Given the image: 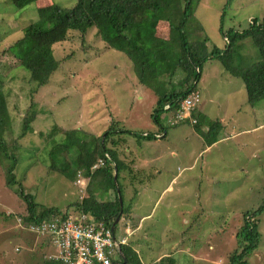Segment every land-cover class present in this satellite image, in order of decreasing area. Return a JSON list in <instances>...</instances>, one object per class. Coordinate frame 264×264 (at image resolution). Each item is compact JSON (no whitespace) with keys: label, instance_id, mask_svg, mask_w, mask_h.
I'll list each match as a JSON object with an SVG mask.
<instances>
[{"label":"rangeland","instance_id":"1","mask_svg":"<svg viewBox=\"0 0 264 264\" xmlns=\"http://www.w3.org/2000/svg\"><path fill=\"white\" fill-rule=\"evenodd\" d=\"M76 1L38 0L18 9L10 0H0V52L22 37L26 26L39 19L40 7L57 3L71 8ZM228 1L199 2L196 16L203 27L200 35L209 37V45L224 43L220 31L224 10L227 28L244 29L254 17H264V0ZM246 48L245 54L253 51L248 42ZM55 56L60 61V70L32 98L34 84L29 81L26 70L8 72L11 78L7 86L12 90L8 104L12 128L7 132V139L18 138L21 134L22 118L32 101L45 110L33 123L34 130L17 139L19 164L16 174L25 193L33 195L42 205L62 209L83 199L87 195L88 179L81 174L73 181L53 168V164L60 167L63 160L60 155L49 154L54 141L49 144L40 132L57 125L66 129L81 128L77 136L104 135L112 126L111 135L127 139L126 145L135 150L131 155L133 160L148 157L155 160L154 164L162 171L153 169L142 173L145 177L149 173L152 176L143 181L147 192L146 200L141 196L144 203L139 215L149 212L172 178L168 176L170 172H179L180 164L191 162L206 146L201 133L195 132L190 122L172 124L173 115L166 111L160 117L169 127L166 138L156 142L136 134L159 129L152 116L157 95L139 81L130 58L110 48L96 27L85 34L70 31L67 41L55 45ZM1 59L10 61L12 58L1 54ZM202 68L198 104L208 119L205 130L210 122L229 113L232 121L229 124L227 121L228 130L234 129L236 135L220 139L216 146L198 155L199 162L194 169L180 173L181 179L188 181L181 187L187 193L164 192L156 206L153 223L146 222L145 230L132 232L130 238L138 242L136 249L145 264L161 252L172 250L177 264H230L231 256L240 247L238 232L244 214L264 203V97L251 106L242 78L225 71L216 58L206 60ZM115 122L119 126L114 125ZM124 128L134 133H118ZM90 139L87 136L86 140ZM122 155L127 156L124 151ZM5 174L0 165V264H46L53 247L44 249L37 242L38 236L18 221L22 214L28 213V203L7 184ZM119 185H124L122 177ZM134 195V188L129 185L125 189L126 202ZM185 195L189 196L188 200H182ZM181 209H190L187 225L182 223ZM69 210L73 213L75 209ZM9 214L14 215L9 217ZM169 214L172 216L167 218ZM131 217L132 214H121L117 237L129 235L128 229L135 228L137 221ZM259 218L262 238L248 258L251 264H264V211ZM115 256L119 255L115 253Z\"/></svg>","mask_w":264,"mask_h":264},{"label":"trees","instance_id":"2","mask_svg":"<svg viewBox=\"0 0 264 264\" xmlns=\"http://www.w3.org/2000/svg\"><path fill=\"white\" fill-rule=\"evenodd\" d=\"M10 1L16 8L24 9L38 0ZM200 1L77 0L71 8L52 3L40 7L39 19L26 26L24 35L0 52V165L4 167L7 184L28 203V213L21 215L25 224L52 219L70 212L69 209L73 207L74 212L90 214L112 227L121 210L123 215H131L134 199L126 202L125 189L129 185L133 187L140 182L145 183L143 181L152 176L149 173L145 177L142 175L145 172L136 168L138 160L131 158L135 150L126 145L127 139H116L111 135L112 126L104 135L86 132L84 136H77L81 134V128L66 129L54 125L49 131L40 132L49 144L54 141L49 154L60 155L63 160L60 167L53 164V168L73 181L82 174L88 179L87 195L71 203L70 208L62 209L42 205L33 199V195L25 193L22 181L16 174L19 164L17 139L34 130L33 123L45 110L32 101L22 118L21 134L18 138L7 139V132L12 128V115L8 109L12 90L7 86L11 78L8 72L26 70L29 81L34 84L32 98L60 70L55 45L67 41L70 31L85 34L96 27L101 39L110 48L122 51L130 58L142 85L156 93L158 99L152 116L161 129L148 134L145 131L136 133L143 139L153 141L168 136L169 127L161 122V114L171 111L172 118H175L182 102L195 91L199 92L198 84L206 60L216 58L225 71L242 78L251 106L264 97V17H254L244 29L227 28L224 10L220 25L224 43L221 46L215 43L209 45V37L200 35L203 27L196 16ZM247 42L249 49L253 50L249 54L244 52ZM1 54L10 55L12 59L3 60ZM192 116L196 119L195 123L190 118L179 123L190 122L201 133L205 144L216 142L224 127L222 122H210L205 131L208 119L199 104L192 110ZM114 125L119 126L116 122ZM118 133L134 132L124 128ZM59 135L62 138L58 140ZM87 136L91 138L89 141L86 140ZM122 151L127 156H123ZM101 160L104 164L95 167ZM116 169L117 181L114 178ZM121 177L124 185H119ZM263 211L264 203L244 214V222L238 232L240 247L231 256L230 264H251L248 258L259 247L262 238L259 216ZM137 244L136 240L130 238L122 246L125 257L121 258V264H145L136 249ZM148 264H177V259L172 251L158 261L152 259Z\"/></svg>","mask_w":264,"mask_h":264},{"label":"built area","instance_id":"3","mask_svg":"<svg viewBox=\"0 0 264 264\" xmlns=\"http://www.w3.org/2000/svg\"><path fill=\"white\" fill-rule=\"evenodd\" d=\"M200 100L197 91L189 95L182 102L175 119L172 118V123L187 118L195 123L192 110ZM103 164L101 160L95 167ZM19 222L36 234L44 247H53L48 258L59 264H121L119 249L128 243V236L117 237L115 229L86 213L68 212L30 224H24L20 217Z\"/></svg>","mask_w":264,"mask_h":264},{"label":"crops","instance_id":"4","mask_svg":"<svg viewBox=\"0 0 264 264\" xmlns=\"http://www.w3.org/2000/svg\"><path fill=\"white\" fill-rule=\"evenodd\" d=\"M201 106V105H200ZM204 114V113H203ZM229 113H226V115L220 117L218 120H220L222 122V124L224 125L220 135H219V138L216 142H214L212 145H207L205 147H202L201 151L199 152L198 155H201V153L205 152L206 150L210 149L211 147H214L217 145V143L220 142V139H223L225 140V138H228L231 134H234L236 135L234 129L231 130V132L228 130V124L232 121L231 118H230V114L228 115ZM227 121H228V124H227ZM161 128L159 127L158 130H160ZM208 129V128H206ZM158 130H156L155 132H158ZM193 130L195 132H197L195 130V128H193ZM206 131V130H205ZM230 132V133H229ZM198 133V132H197ZM164 136V135H163ZM189 138V137H187ZM160 139L162 138H159L158 140H156V142H158ZM164 139V137H163ZM204 139V138H203ZM205 142V140H204ZM176 155V153H174ZM198 155L192 159L191 162H184L183 164H180V166H178V169L180 170L178 172L177 170V173H172V171L170 172V174L168 175L169 178L170 176H172V178L170 179L169 183L167 184V186L164 188L163 192L161 193V196L163 195L164 192H167V193H174V192H177L179 194H185L187 193L186 191H184V189H182L181 187L183 185H187L188 181L186 180V178L184 179H181V175L180 173L184 170V171H192L195 167V165L199 162V158H198ZM155 160L153 159H149L148 157H141L138 162H137V165H136V168L139 169V171H142V172H147V171H152L153 169L155 170V172H159L161 173L162 171L158 169L157 165L154 164ZM168 178V179H169ZM145 183H138L137 185H134L132 188L135 189V195H134V201H133V206H132V217L131 219H136L135 221H137V223L135 224V228L133 229L132 228V231L130 229H128V233L129 235H125V236H128V241L130 240V236L132 235V232L133 231H141V230H145V223L148 222V223H153L152 221L154 220L155 218V211H156V206L157 204L160 202V198L156 201L155 205H153V208L149 211V212H146V213H142L141 215H139V209L141 207H143V203L144 201L141 200V196L143 198H145L146 200V192L145 190H147V188L145 187L144 185ZM177 186V187H176ZM188 187V186H187ZM198 190H201L200 187H197ZM181 192V193H180ZM181 194V195H182ZM216 195V194H214ZM189 196L188 195H185V196H182V200H188ZM176 206V205H175ZM169 211L166 212V214L168 213ZM190 212V209H188L187 211H184L181 209L180 211V215L183 217V220H182V223H185L186 225L189 224L190 220L187 218V215L189 214ZM170 216H172V214H169L167 215V218H169ZM149 220L151 222H149ZM18 221H19V218H18ZM24 223V222H23ZM25 224V223H24ZM147 230H150V229H147ZM166 230H169L166 229ZM151 231V230H150ZM137 233V232H136ZM135 233V234H136ZM133 234V235H135ZM147 238L149 239V235H147ZM38 243H41L40 240L38 239L37 241ZM41 246L43 247V244L41 243ZM44 249L46 247H43ZM174 251V250H172ZM172 251H166V252H161L156 258H151L150 259V262L151 260L153 259V261H158L160 259L161 256L163 255H166V254H169L170 252ZM149 262V263H150ZM58 264L52 260L50 261H47L46 264ZM148 264V263H147Z\"/></svg>","mask_w":264,"mask_h":264},{"label":"water","instance_id":"5","mask_svg":"<svg viewBox=\"0 0 264 264\" xmlns=\"http://www.w3.org/2000/svg\"><path fill=\"white\" fill-rule=\"evenodd\" d=\"M117 176H118V171H117V169H116V170H115V175H114L115 181H117ZM118 194H119V197H120V202H121V204H122L123 201H122L121 192H120L119 189H118ZM121 214H122V210H121V213H120L119 217L117 218V220L115 221V223H114L113 226H112V229H113V230L115 229L117 223L120 222ZM119 250H120V253H121L122 257H125V256H124V253H123V249L120 248Z\"/></svg>","mask_w":264,"mask_h":264},{"label":"clouds","instance_id":"6","mask_svg":"<svg viewBox=\"0 0 264 264\" xmlns=\"http://www.w3.org/2000/svg\"><path fill=\"white\" fill-rule=\"evenodd\" d=\"M85 178V177H84ZM85 179H87V178H85ZM80 180V179H79Z\"/></svg>","mask_w":264,"mask_h":264}]
</instances>
